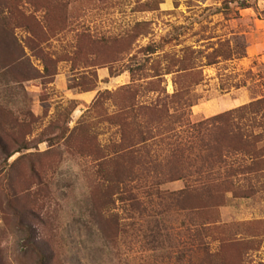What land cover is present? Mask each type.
Returning <instances> with one entry per match:
<instances>
[{"label": "rangeland", "instance_id": "obj_1", "mask_svg": "<svg viewBox=\"0 0 264 264\" xmlns=\"http://www.w3.org/2000/svg\"><path fill=\"white\" fill-rule=\"evenodd\" d=\"M175 92L192 102L182 138L264 100V0H0V264H264V119L248 171L196 199L154 189L198 186L207 163L180 162L187 179L131 175L136 155L170 149L136 143L150 118L137 104ZM222 159L221 177L251 162Z\"/></svg>", "mask_w": 264, "mask_h": 264}, {"label": "trees", "instance_id": "obj_2", "mask_svg": "<svg viewBox=\"0 0 264 264\" xmlns=\"http://www.w3.org/2000/svg\"><path fill=\"white\" fill-rule=\"evenodd\" d=\"M142 68L143 67H139L138 69L141 70ZM138 84L140 83H136V85ZM183 95L179 92L172 93L171 95L162 94L158 95L153 101L146 103L140 102L137 104L138 113H147L150 118L146 122L145 127H140V129L137 130L136 143L146 144L147 139L156 141L162 137L161 139H167L170 149L168 158L165 162L160 160L156 155L153 157L152 155H148V151H145L143 157L136 155V172H131L132 176H135L134 174L136 173V181L139 182L142 178V169L145 165H149L147 173H151L150 175L156 174V178L163 176L164 180L172 181L181 178L184 179L188 175L184 171L186 169L180 168V162L183 163V161H185L186 163V161L191 160L190 162L192 163L193 161L198 165V168L200 167V169L205 163H207L209 169V172L206 174L207 181L198 185L199 187L193 186L192 188H189L191 186L186 184L184 188L169 193H161L157 187L155 188L156 190L154 189L155 196L154 194L153 196L157 197V200L167 198L171 199L172 202L176 201V203L178 201L180 202V200L188 199L187 197L190 194H192V199H196L197 196H195V193H197V191L200 192L199 188L209 191L210 189L208 186L215 184L217 181L224 185L225 183L231 182L228 179L230 176L246 173L253 163L255 155L252 146L258 140L257 132H255L254 129L261 127L264 119V100L257 99L203 120L194 123L189 122V125H187L188 130L182 138L177 133V125L178 122H181L183 119L184 111L181 112L178 108L183 104L184 108H187L192 104V102ZM169 103H174L176 106H166ZM163 123H167V126H165L166 131L164 133H159L157 127ZM154 128L155 130L153 131ZM145 135H147V137H145ZM138 150L139 148H136V154ZM237 155H243L251 162L238 164L234 170H230L231 174L225 173L224 177H221L218 174V168L214 170V168L218 166V163L223 160V157L233 158ZM163 164L166 166V173L160 171L162 170ZM196 172L199 171L196 170ZM128 176L130 177L129 180L132 181L134 179L130 174H128ZM111 177L113 176L108 174L107 179L111 180ZM124 182L125 181L123 180L121 183ZM161 182L162 181L159 179L155 183L160 184ZM137 185L138 184L136 183V188H138ZM115 188L117 189L115 192L120 190L119 185ZM154 192H147V195L150 196L151 193ZM211 197L212 195L210 193L206 194V198ZM128 199L132 202L135 200L133 195ZM152 200L153 199H151V201ZM136 204H140L137 195ZM191 213H195V211H191ZM190 221L193 226L190 228L194 232L193 236L196 245L201 247V249H205V244L199 239L202 229L197 228L198 225H195L197 223L195 222L193 215L191 216Z\"/></svg>", "mask_w": 264, "mask_h": 264}, {"label": "crops", "instance_id": "obj_3", "mask_svg": "<svg viewBox=\"0 0 264 264\" xmlns=\"http://www.w3.org/2000/svg\"><path fill=\"white\" fill-rule=\"evenodd\" d=\"M88 93H89V92H83V93L80 94V96H84V95H85V96H88ZM89 95H90V94H89Z\"/></svg>", "mask_w": 264, "mask_h": 264}]
</instances>
